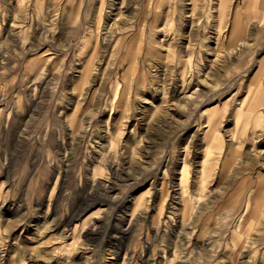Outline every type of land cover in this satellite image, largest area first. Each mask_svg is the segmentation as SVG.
Listing matches in <instances>:
<instances>
[{
    "label": "rangeland",
    "instance_id": "obj_1",
    "mask_svg": "<svg viewBox=\"0 0 264 264\" xmlns=\"http://www.w3.org/2000/svg\"><path fill=\"white\" fill-rule=\"evenodd\" d=\"M254 1L0 0V264H264Z\"/></svg>",
    "mask_w": 264,
    "mask_h": 264
},
{
    "label": "bare ground",
    "instance_id": "obj_2",
    "mask_svg": "<svg viewBox=\"0 0 264 264\" xmlns=\"http://www.w3.org/2000/svg\"><path fill=\"white\" fill-rule=\"evenodd\" d=\"M256 4L257 5V3H258V1L257 0H255L254 2H253V4ZM261 4V3H260ZM261 11H263L262 9H261ZM237 17H239V16H237ZM237 19V18H236ZM238 19H240V18H238ZM236 20V25L234 26V31H233V34L232 35H235L236 34V28L238 27V24L240 23V20ZM137 52H138V48H137ZM93 64V62L92 61H88V63L86 64V66L84 67V69L82 70V76H83V79H85L88 75H89V72H90V68H91V65Z\"/></svg>",
    "mask_w": 264,
    "mask_h": 264
}]
</instances>
